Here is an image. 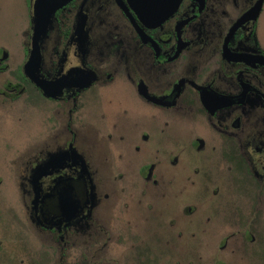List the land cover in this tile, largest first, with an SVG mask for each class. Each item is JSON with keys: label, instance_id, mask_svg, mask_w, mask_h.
Segmentation results:
<instances>
[{"label": "flooded vegetation", "instance_id": "flooded-vegetation-1", "mask_svg": "<svg viewBox=\"0 0 264 264\" xmlns=\"http://www.w3.org/2000/svg\"><path fill=\"white\" fill-rule=\"evenodd\" d=\"M35 2L22 63L0 48V110L42 113L7 167L25 231L60 264H264V0H72L29 69L43 87L25 71ZM131 114L159 119L136 136L137 175L114 167Z\"/></svg>", "mask_w": 264, "mask_h": 264}, {"label": "rangeland", "instance_id": "rangeland-1", "mask_svg": "<svg viewBox=\"0 0 264 264\" xmlns=\"http://www.w3.org/2000/svg\"><path fill=\"white\" fill-rule=\"evenodd\" d=\"M28 24L29 8L25 0H8V5L0 10V48L4 47L9 50L10 63L13 68H16L23 61L26 37L24 36V31ZM41 114L39 109L25 107L24 105L14 107L12 110L10 108L0 110V264H60V247L57 242L44 241V245L41 244L40 237L43 239L44 235L39 232L37 225L33 222H31V234L23 228L24 221L21 220L22 216L19 212L23 214L22 199L24 197H22L16 187L15 174L7 171V167L13 161L16 151L23 148V146L28 147L33 143L39 142ZM131 116H134V114L129 115L127 122L123 124L122 135L125 136V145L120 149L122 151L121 161L115 164L114 167L120 173L122 171L126 175L135 173L137 175L140 161L134 150L136 136L142 130H152L153 123L156 122L158 124L159 119L151 114L142 120L141 123H138V119ZM91 132L93 131L89 130L88 134L93 139L100 138L103 140L104 136H106L100 135L96 131L95 133ZM152 133L157 135L156 130L152 131ZM173 133L174 131L171 133L172 137L175 136L178 139L184 137L181 131L178 136ZM94 146L96 150L97 145ZM30 148L32 149L27 152L30 156L39 152V149L34 146ZM108 150L109 148H102L103 152ZM48 151L49 149L47 148V159L41 165L49 163L54 155L61 153L60 149L54 153H49ZM16 157L18 156L16 155ZM206 161L210 165L216 163L214 158L213 160L206 159ZM21 164V161L17 162V166H21ZM34 165L37 166L38 164ZM102 166L105 167V165ZM26 203H28V198H26ZM10 212H13L15 216L13 214L10 215ZM18 215L21 217L18 218ZM102 221L103 223H108L106 226L110 223L114 226L111 216L105 220L102 219ZM69 255L64 256V264H71L72 261L66 260L76 257L75 253ZM114 255L121 256L120 251ZM103 260H105V257L101 256L99 261Z\"/></svg>", "mask_w": 264, "mask_h": 264}, {"label": "water", "instance_id": "water-1", "mask_svg": "<svg viewBox=\"0 0 264 264\" xmlns=\"http://www.w3.org/2000/svg\"><path fill=\"white\" fill-rule=\"evenodd\" d=\"M72 0H36L34 5V50L32 53L31 63L25 68L26 74L40 87H43L39 76L34 72L31 73L29 69L38 68L40 62L39 45L46 36L47 31L53 23L54 14ZM261 2L256 7V14H258Z\"/></svg>", "mask_w": 264, "mask_h": 264}]
</instances>
